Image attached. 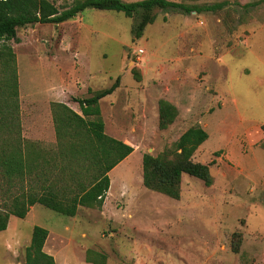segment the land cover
I'll list each match as a JSON object with an SVG mask.
<instances>
[{
  "label": "rangeland",
  "instance_id": "374dc122",
  "mask_svg": "<svg viewBox=\"0 0 264 264\" xmlns=\"http://www.w3.org/2000/svg\"><path fill=\"white\" fill-rule=\"evenodd\" d=\"M49 1L62 9L75 0ZM168 1L224 6L200 13L157 11L154 23L139 39L132 37L133 18L95 9L78 14L71 25H27L17 28L14 39H0V104L8 80L4 70H15L17 77L13 136L52 157L48 166L22 177H10L0 168V211L8 210L19 194L40 192L39 182L46 183V178L73 192L77 182L88 186L86 165L61 157L55 145L51 106L47 107L43 88L51 70H66L67 75L83 70L84 77L100 71L89 81L95 90L111 87L119 78L118 70L134 69L138 75L140 70H190L188 76L194 75V80L180 86L166 84L181 90L159 92L144 89L124 74L123 84L133 87L129 100L128 88H122L103 99L102 110L110 125L112 117L133 125L129 137L116 139L133 151L109 171L102 206H79L74 216L64 217L38 205L28 219L13 217L0 231V264L25 263L34 225L62 233L55 258L51 256L57 264H85L86 250L105 256V264H264V2L244 9L245 4L260 0ZM77 24L82 27L77 33H82V40L69 44L64 57L58 54L55 66L54 38L72 34ZM137 48L144 51L141 61L128 65ZM33 93H38L37 101ZM88 96L87 92L81 98ZM165 97L178 105V115L160 130L155 110ZM191 127H200L208 135L193 160L209 167L212 185L183 175L179 200L146 189L142 155L156 156L170 149ZM105 131L109 136L108 127ZM74 172L79 175L73 179ZM236 233L240 240L234 253Z\"/></svg>",
  "mask_w": 264,
  "mask_h": 264
},
{
  "label": "trees",
  "instance_id": "16d2710c",
  "mask_svg": "<svg viewBox=\"0 0 264 264\" xmlns=\"http://www.w3.org/2000/svg\"><path fill=\"white\" fill-rule=\"evenodd\" d=\"M264 2L260 0L248 3L244 9L254 7ZM224 3L210 6L187 5L168 0H140L125 2L122 0H75L71 5L59 9L49 0H0V39L10 40L16 37L17 28L34 24H60L75 18L86 9L99 11L121 12L125 17L133 18L131 28L132 37L139 39L145 28L154 23L157 11L178 10L183 13H200L202 11L221 10ZM1 55V54H0ZM8 57L13 59L10 50ZM8 62V61H7ZM11 71V75L8 72ZM135 79L139 76L135 74ZM8 80L5 82L6 93L0 104V168L6 175L13 177L24 176L34 170L48 166L52 159L45 149H40L33 143L14 137V113L18 110L17 77L15 70H4ZM118 87L116 81L111 87L89 91L86 98H75L80 114L59 103L51 104L53 124L56 136V148L59 155L69 158L73 163L85 164L88 186L77 182V192L58 186L57 182L43 180L40 192H25L15 196L8 210L0 211V231L7 227L9 216L23 219L29 207L39 205L58 215L72 217L77 208L101 207L105 194L109 188L108 173L122 162L133 151L132 147L107 136L101 119L99 101L110 95ZM178 115L177 108L165 101L158 102V128L167 129ZM19 131V130H18ZM16 131V132H18ZM17 135L19 133H16ZM207 133L200 127L187 129L175 141L170 149H165L156 156L147 153L142 155V185L151 191L160 193L174 200H179L183 175L201 180L204 185L211 186L213 176L207 165L193 160L196 150L207 140ZM37 146V147H36ZM47 152V153H46ZM49 156V157H48ZM48 158H51L50 160ZM44 165V166H42ZM77 165V164H76ZM74 179L78 173L74 172ZM35 179L39 178L36 173ZM68 191V192H67ZM44 228L34 226L30 244L25 251L24 264H55L54 259L43 252V245L47 237ZM231 250L238 252L240 234H233ZM238 240V241H237ZM235 241H237L235 243ZM85 259L91 264H105L106 257L91 250H86ZM97 258H94V257Z\"/></svg>",
  "mask_w": 264,
  "mask_h": 264
},
{
  "label": "crops",
  "instance_id": "0c3cea01",
  "mask_svg": "<svg viewBox=\"0 0 264 264\" xmlns=\"http://www.w3.org/2000/svg\"><path fill=\"white\" fill-rule=\"evenodd\" d=\"M73 22H74V20H69L67 22L60 23L59 25H64V24L71 25L69 23H73ZM55 25H57V24H55ZM81 30H82L81 25L78 26V24H77L76 29L73 31L72 34H70L68 36L64 34V35H60V36H57L56 38H54L53 43L57 44V46H58V47L56 46V51L54 53L55 60L53 62H55V66L58 65V63L56 62L59 60L58 54H61L64 57L65 55H67L66 49H67L69 44H73V42H75L76 40L78 41L79 39L82 40V37H81L82 33L79 34L81 36H78V34H77L79 31L81 32ZM81 40H79V41H81ZM53 49H54V47H53ZM86 54L87 53L85 52L84 55H86ZM48 62H49V60H48ZM130 64L135 65L132 62V60L130 63H128V65H130ZM174 71L175 70H164V71L163 70H140L139 75L135 72V74H137L139 76V80H136L134 75H133V73H134L133 70H118V77L119 78L116 80V81H118V87L114 90L113 93L105 96L104 98H102L99 101L101 119H102V122L104 124V129H106L108 127V130L110 132V133L108 132L109 137H112L114 139L129 137L128 130H130V131L134 130L133 125L129 124L126 119H118L116 117H112V120L110 121V123L112 125H110L109 123H107L105 121V118L103 115V110H102L103 99H105L108 96H114L115 93L120 91L122 88L123 89L128 88L127 100H129V98H130L129 93L131 91V88H133V87H130V86L127 87L126 85L123 84L122 80H123L124 74H126V77L131 76L137 82V84L142 85V87L144 89L159 90V92L164 91V90L169 91V89L171 91L181 90V88H178L176 86L173 88H169L166 84H169V85L175 84V85L180 86L181 84L187 83L185 81L188 79L194 80L193 79L194 75H192L191 77L188 76V75L192 74V71H190V70H181V71L179 70L177 73ZM80 72H81V76L79 74ZM83 72H84L83 70H73V73H71L73 75V78L71 79L70 78L71 74L67 75L66 70H53V71L51 70L52 74H48V77L46 79V84L43 86V88H45V91H46L47 107L51 106L52 103H59V104L66 105L67 107H69L74 112L80 114L79 111L72 105V104H74V105L76 104L75 102L72 103L73 99L81 98V97H83V95H87V92H89V91H98V90H95L96 86L94 84H90L89 81L96 79L98 77L97 74L100 73V71H97L98 73H92V71H90V73L87 72L86 76L84 77ZM56 76H57V79H56ZM171 79H173V80H171ZM70 81H72L71 84H70ZM33 89H36L35 86L33 87ZM83 89H84V91L82 92ZM67 90L69 92L72 91L73 94L67 93ZM100 90H102V89H100ZM77 93H80L81 95L76 96L75 94H77ZM36 94L33 93V95H32V98H34L35 101H37L39 99L38 93H36ZM165 99L167 102L172 103L178 110V105H176V103H174L172 100H170L166 97H165ZM111 101H114V98ZM156 107H157V105H156ZM155 115L158 116V109L157 108L155 110ZM108 124H109V126H108ZM105 133L107 135L106 131H105ZM130 155H128L127 157H129ZM37 206L38 205H33V206L29 207L28 212L24 218L28 219L29 215H31L34 211H36ZM37 216L38 215H36L35 218H38ZM13 217L14 216H11L8 219V221H11V219ZM33 224H34V222H33ZM34 226H37V225H34ZM66 229H67V227H65V230ZM46 231L48 234H47L46 240H45L44 245H43V252H45L46 254L55 258L56 254H55L54 250L58 249V247H59L58 244L60 245V242L62 241L61 240L62 239V236H61L62 233L59 234V233H56L57 231L50 230V229H47ZM31 233H32V231H31ZM30 238H31V236H30ZM55 263H56V260H55ZM84 263L85 264H91V263L87 262L85 258H84Z\"/></svg>",
  "mask_w": 264,
  "mask_h": 264
},
{
  "label": "built area",
  "instance_id": "2783aa9c",
  "mask_svg": "<svg viewBox=\"0 0 264 264\" xmlns=\"http://www.w3.org/2000/svg\"><path fill=\"white\" fill-rule=\"evenodd\" d=\"M144 51L143 49L137 48L132 50L131 52V59L134 64L139 63L141 61V57L143 56Z\"/></svg>",
  "mask_w": 264,
  "mask_h": 264
}]
</instances>
